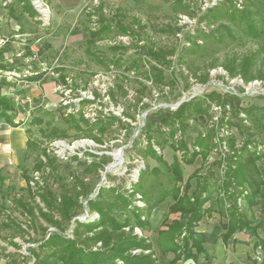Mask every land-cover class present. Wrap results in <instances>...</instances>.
Masks as SVG:
<instances>
[{
	"label": "trees",
	"instance_id": "obj_1",
	"mask_svg": "<svg viewBox=\"0 0 264 264\" xmlns=\"http://www.w3.org/2000/svg\"><path fill=\"white\" fill-rule=\"evenodd\" d=\"M4 7L9 16L17 18L16 10L25 12L37 23L36 13L28 0H3ZM236 0H225L217 5L207 8L200 17V21H205L207 25L216 24L207 31H201L204 36L212 37L217 42L223 41L222 30L228 34L231 28L230 24L239 28L243 36L255 39L262 38L257 50L248 51L240 56L235 55L231 59L221 64L226 69L229 76L239 75L244 83L253 79H262L264 81V72L260 63L264 60V0H245L243 6H236ZM261 9V10H260ZM94 21L98 27H85L86 34L85 51L101 64H112L121 66L122 59L113 57L107 59L100 52H93L94 43L113 32L112 24L104 15L102 7L98 6L97 11H88L87 18L92 20V15H96ZM115 15H120L118 11ZM227 20L230 24L219 22ZM134 22L143 28L137 18ZM218 23V24H217ZM116 30L133 34V31L122 24L119 20L115 21ZM159 31H169L172 26L163 25ZM179 29V28H177ZM173 30V29H172ZM198 36L187 32L188 46L199 48ZM183 45V48H188ZM126 46L114 45L112 51ZM141 53L148 55L155 61V64L149 66V70H144L142 76L150 79L155 87L163 85L173 86L176 83V73L171 71L166 75L162 66L168 67L170 60L166 59L165 51L154 50L145 46H138ZM50 48V44L45 42L40 49L41 52ZM173 53V50L170 51ZM139 59H131L127 65L123 66L126 71L130 69H139ZM56 71H62V68H55ZM181 77L186 81L183 87L186 90L189 87L187 83V74L180 70ZM44 72H39L28 77L29 80H39ZM198 81L205 83L208 80V71L195 76ZM63 82L65 76L59 74ZM137 91V102L141 100L145 92H149V87L140 81ZM1 86V84H0ZM120 94L125 97L126 90L121 85H117ZM110 98L116 102L117 93L110 90ZM229 98L225 94L216 91H210L202 95H194L182 101L175 109L166 108V112L159 121L161 128H153V124L146 126L145 130L140 129L136 136L132 137L134 127L127 123V135L131 138V146L140 145L139 136L145 135L147 146L142 150L145 155H151L162 161L161 154L157 153L152 147L151 141L157 146H162L169 141V145L181 152V159L185 164H192L197 156L201 158L200 166L184 180L178 167L171 169L173 182L167 186V192L163 197L151 198L152 184H144L145 172L140 170L136 180L130 181L129 187H124V179L121 182L113 184H102L97 188V184L85 180L84 177L73 175V183L69 184L66 179L57 170L58 158L48 154L42 149L39 143L34 140L32 126L38 125V130L43 138L56 139L67 137H88L101 143L93 130L101 134L107 131L109 125L120 118L112 113L107 118H98L90 122L78 108L74 112L67 113L63 120L66 127L61 128L45 121L41 116L31 115L28 120V126L24 128L26 134L25 150L21 156V162L18 164L21 176L27 184V191L31 198L38 196L43 207L32 204L29 201L17 199L24 213L30 217H37L46 225H40L42 236L37 244L28 247L32 258L31 264H158L159 257L166 252H172L173 258L169 264H174L178 260H187L193 255L207 256L203 246L205 241L204 232L197 230L199 222L204 216H210L212 213H218L224 218V232L221 238L224 243L233 241L237 243L248 244L247 241L237 239L234 235L238 232L247 233L253 237V249H259L258 262L253 259L254 264L264 263V225L257 221L256 210L264 215V204L258 209L257 205L264 198V180L261 176L264 171V104H252L249 106H240L239 97ZM87 100L82 99L81 105ZM25 102L24 104H26ZM220 107L222 114L217 118L216 123L211 124L206 131L198 132L190 143L184 138V133L189 128V120H198L199 118L211 119V106ZM22 106V107H21ZM16 105L11 102L4 94H0V119L12 127H17L24 121H15V115L23 110V105ZM143 108L148 104H142ZM77 113V115H76ZM227 113L230 116H227ZM243 114V117L240 114ZM130 117L128 113H124ZM226 125L235 127L240 140L237 146L233 136L220 134L221 128ZM73 129V134L69 129ZM218 145L225 149L222 155L217 159L208 161L212 150L217 149ZM31 154L37 155L38 159L33 168L36 171L47 172L57 183L54 190L48 182L35 181V188L30 184L33 180L24 165V162ZM92 155V154H91ZM41 156H44V160ZM99 161H81L78 155L70 156V160H76L81 165H85L86 170L93 169L98 172L108 161V156L101 154ZM260 161V166L256 161ZM212 165H217L221 172L218 178ZM91 168V169H90ZM146 168V167H145ZM155 170V167L151 169ZM157 173V172H156ZM112 178V176H107ZM195 179V188L189 192L190 180ZM184 181V189L181 191V184ZM41 183V184H40ZM97 188V189H96ZM139 195V196H137ZM173 196L174 202L169 206V213H179V217L165 222V228H160L156 232L155 246L146 234L149 231V215L152 209L162 202L166 196ZM85 202V203H83ZM142 202V204H140ZM88 215L83 219L77 216ZM36 213V214H35ZM93 213H96L91 217ZM34 220V219H33ZM72 225L70 235L63 231L67 225ZM4 228H9L15 235L24 237L28 231L22 227L14 218L7 215L5 221L1 222ZM50 227L55 228L49 230ZM261 228V232H260ZM12 245L19 248V245L13 240H9ZM190 264V263H187Z\"/></svg>",
	"mask_w": 264,
	"mask_h": 264
},
{
	"label": "rangeland",
	"instance_id": "obj_2",
	"mask_svg": "<svg viewBox=\"0 0 264 264\" xmlns=\"http://www.w3.org/2000/svg\"><path fill=\"white\" fill-rule=\"evenodd\" d=\"M221 1L225 0H81V4L66 13L63 20V28L78 30L75 38L70 40L67 35L69 32L61 34L62 30L52 29L51 26L54 24L52 18L46 31L50 34L51 40L57 41L54 42L57 43L55 46L56 53L51 60L44 64L50 70L51 74L49 75L52 76L53 84L55 83V90L43 97L29 99L27 105L22 104L24 109L15 115L14 120H25L21 126L24 129L28 126L30 116L37 115L45 121H50L52 124L64 128L66 127L63 120L64 116L78 108L90 122H94L98 118H107L112 113L120 118L121 123L118 120L113 121L107 131L102 134L93 130L101 138V143L88 137L43 138L39 133L37 124L32 126V136L42 149L58 158L57 170L69 184L73 183V175H78L97 185L99 183L113 184L124 179V187L128 188L130 181L136 180L135 170L140 167V170L145 172L144 184H152L150 191H153V194L151 198L163 197L167 192V186L173 182L172 166L178 167V171L185 179L200 162V156H197L192 164H185L181 159V152L174 150L169 145L170 140L162 148L151 141L152 147L161 154L162 161L149 154L145 155L142 153V150L147 146V139L143 135L144 131L139 136L140 145L136 148L132 147L131 138L127 135V123L134 127L132 137L136 136L140 129L145 130L149 124L154 125L152 129L161 128L159 121L166 112V108L173 110L175 109L173 108L174 105L180 99H188L191 96L202 95L210 91L225 94L229 98H234L233 96L237 95L239 105L243 107L252 104H264V81L262 79H253L244 83L239 75L229 76L226 69L221 65L235 55L240 56L248 51L257 50L263 39L243 36L238 27L225 19L218 21V23L230 24L232 35L228 34L226 30H222V42L204 36L201 32L213 27L216 28V24L207 25L205 21H200L199 17L207 8L215 6ZM236 1V6H243L245 3V0ZM98 6L102 7L106 18L114 24V29L113 32L97 40L92 46V51L100 52L107 59L119 56L123 61L121 66H114L108 62L101 64L85 51L86 34L84 28L98 27L97 22L94 21L97 12L96 15H92L91 21L88 20L86 12L97 11ZM116 11L120 15H115ZM133 18H137L144 27L138 26ZM116 20L132 30L133 34L118 32ZM166 24L172 28L169 31H159ZM187 32L198 36L200 45L198 49L188 46ZM114 45L126 46V49L119 47L112 51L110 47ZM137 45L165 51V57L171 63L168 67L162 66V69L166 75L171 71L176 73L177 80L173 86L163 85L158 88L152 85L150 79L142 76V72L149 70V66L155 64V61L148 55L141 53V49ZM183 45L188 46V48L182 49ZM172 50L173 53H170ZM131 59H139V69L126 71L123 66L127 65ZM57 67L63 70L53 71ZM260 67L264 72V60L260 63ZM180 70L188 76L189 87L186 90L183 89L186 81L181 77ZM206 70L208 71V80L201 83L195 76L203 74ZM59 74L65 76L63 82L60 80ZM139 81L147 85L150 91L145 92L141 100L137 102L136 90L140 86ZM44 83L48 87L50 86L47 79L44 80ZM117 85H121L126 90L127 95L125 97L120 94ZM1 87L5 88L6 86L3 84ZM110 90L117 93L116 102L110 98ZM20 96L24 95L20 94ZM82 99L87 101L81 105ZM10 101L16 104L15 99H10ZM143 103L148 104V107L143 108ZM19 105L21 106V104ZM125 112L130 117H126ZM210 114L212 115L211 119L199 118L195 121H188L189 128L184 133V138L189 148H191L190 143L196 134L206 131L211 124H215L222 111L220 107L213 104ZM227 116L230 114L227 113ZM240 116L243 117V114L241 113ZM0 121L2 120L0 119ZM73 132L72 128L69 129L70 134ZM220 134H225L227 137L233 136L237 146L240 145L241 138L234 126L224 125ZM262 144L264 149V143ZM224 151L225 149L218 145L217 149L212 150L210 154L220 156ZM23 152V147H18L14 151L9 149L5 142L0 141V223L5 221L8 215L28 231V235L21 237L15 235L11 229L0 225V264H31L32 258L28 247L37 244L42 236L39 226L46 225L37 217H30L24 213L17 203V199H19L43 207L37 195L33 198L30 197L26 181L18 168ZM116 153L118 158L115 156ZM75 154L80 157L81 161L84 160L87 163L99 161L98 156L101 154H105L109 158L103 167L95 172L91 168V170H86L85 165L79 164L76 160H70V156ZM210 154L209 156H211ZM65 155L68 157L64 158ZM41 157L44 160V156ZM116 158L119 164L114 165L113 163L117 161ZM37 159V155L31 154L24 162L33 178L30 184L35 188L34 182L40 180V182H48L56 190L57 183L51 175L47 174L46 171L41 174L33 168ZM256 164L260 166V161H256ZM106 167L108 169L104 173ZM153 167H155L154 171L151 170ZM260 168L262 170L261 166ZM107 176H112V178ZM261 176L264 180L263 170ZM262 190H264V186ZM85 212L77 217L81 218ZM87 215L88 213L85 216ZM94 215L96 216V213H93L91 217ZM71 227L72 225H67L63 233L71 236ZM199 228L205 232L213 228V232L217 233L224 228V223L204 217ZM54 229L53 227L49 228V230ZM146 234L154 243L155 235L151 231H147ZM242 236L246 238L245 234ZM9 240L16 242L19 248L12 245ZM249 240L252 241L253 239L250 238ZM250 253L253 258L260 261L259 249H250Z\"/></svg>",
	"mask_w": 264,
	"mask_h": 264
},
{
	"label": "crops",
	"instance_id": "obj_3",
	"mask_svg": "<svg viewBox=\"0 0 264 264\" xmlns=\"http://www.w3.org/2000/svg\"><path fill=\"white\" fill-rule=\"evenodd\" d=\"M47 1L51 8V18L52 22L54 23L52 24L51 28L57 31L62 30L61 34L69 32L67 33V35L68 37H70V40L75 38L78 30L75 28L70 30H67V27L63 28V20L65 19L66 13L74 10L81 4V0ZM4 3L5 2L3 0H0V36L6 38V42L0 47V70H13L20 73V77L18 79L16 78L14 81L7 80L5 77L0 78V84H2L1 86H3V84L4 86H6L5 88L0 86V94H4L9 100H14L16 99V97L20 96V94L27 96L28 99H36L38 97H43L48 93H52L56 87L55 83L53 84L52 76L49 75L51 74L50 70H48V67L46 70H42L40 62L45 64L46 61L52 59V56L56 53L55 46L57 43L55 44L54 42L57 41L51 40L49 38L50 34L46 32L48 26H41L34 19L29 17L27 13L20 12L17 9V18L9 16L7 13V9L3 6ZM35 40H37L39 59L38 61H29L28 56L30 54V51L27 47V43L33 42ZM45 42H48L50 44V48L45 50L44 52H41L40 49L43 47V44ZM19 52L21 53L20 55L18 54ZM27 66H31L32 72L34 73L24 76L23 72ZM53 71H56V69H53ZM39 72H44L43 76L39 80L35 81L28 79V77ZM45 79L49 81V87L46 85V83H44ZM37 103L38 101L36 102V104ZM19 104L20 103H16V105ZM17 114H19V112ZM23 123L24 122H22V124ZM22 124L17 127H12L9 124L5 123L3 120L0 121V141L5 142L6 146L9 147V149H13L14 151H16L18 147H23V149L25 150L26 134L24 129L21 128ZM217 157L218 156L211 155L209 156L208 161L211 162L212 160L217 159ZM200 164L201 158L196 167L200 166ZM194 169L191 171V173L194 171ZM210 170H213L218 178L220 177L221 172L218 169L217 165H212L210 167ZM195 184V179L192 178L190 180L189 192H191L195 188ZM183 189L184 181L181 184V191H183ZM173 202V196H166L165 199L157 206H155L150 212L149 231H151L155 236L158 229L165 228L163 223L170 222L171 220L179 217V213H169L168 211L169 206ZM263 204L264 198L261 199V201L257 205V208L259 209ZM204 217L207 219L213 218V220L217 222L221 221V223L226 222V220L220 217L218 213H212L210 216ZM204 217L201 219V221L204 219ZM256 218L258 222L264 225V215L261 214L258 210H256ZM199 225L197 226V230L204 232L205 235L203 246L207 252V256L195 254L187 260H178L174 264H254V258L250 253V249L253 250V237H249L247 233L238 232L234 235V237L240 240L247 241L248 244L237 242L235 243L233 241L224 243L221 238V233L224 232L225 228L219 230L217 233L213 232V228L210 231L205 232L204 230L199 228ZM242 234H245L246 238H243ZM250 238L253 240L250 241ZM153 245L156 252L158 253V249L155 246V241ZM173 256L174 254L172 252H166L159 257L158 264H169Z\"/></svg>",
	"mask_w": 264,
	"mask_h": 264
},
{
	"label": "built area",
	"instance_id": "obj_4",
	"mask_svg": "<svg viewBox=\"0 0 264 264\" xmlns=\"http://www.w3.org/2000/svg\"><path fill=\"white\" fill-rule=\"evenodd\" d=\"M33 7L35 13H36V18L40 22L41 26H48L50 25L51 17H52V12L50 5L47 0H28ZM24 41V40H23ZM6 42V38L0 36V47ZM27 47L30 51L29 54V61L30 60H37L39 59V53H38V46H37V40L27 43ZM19 55L21 54L20 52L18 53ZM40 66L42 70H46L47 67L44 65V63L40 62ZM32 67L27 66L24 69L23 75H30L34 72H32ZM5 77L7 80L14 81L16 78L18 79L20 77V73L15 72L13 70H8V71H1L0 70V78ZM16 103H20L21 105L24 104L25 102H28L29 99L27 96H18L16 97ZM68 156H64V158H67ZM140 171V167L135 170V176L138 175ZM139 196V195H137ZM141 204V202H140ZM87 212H85L84 216L81 218L83 219L85 217Z\"/></svg>",
	"mask_w": 264,
	"mask_h": 264
},
{
	"label": "water",
	"instance_id": "obj_5",
	"mask_svg": "<svg viewBox=\"0 0 264 264\" xmlns=\"http://www.w3.org/2000/svg\"><path fill=\"white\" fill-rule=\"evenodd\" d=\"M192 97V96H191ZM190 98V97H189ZM184 100H186L185 98H182V99H180L175 105H174V107L173 108H176L182 101H184ZM107 167L105 168V170H104V173L107 171ZM101 185V183H99L98 185H97V188L99 187ZM96 188V189H97ZM79 219H81V218H79Z\"/></svg>",
	"mask_w": 264,
	"mask_h": 264
},
{
	"label": "bare ground",
	"instance_id": "obj_6",
	"mask_svg": "<svg viewBox=\"0 0 264 264\" xmlns=\"http://www.w3.org/2000/svg\"><path fill=\"white\" fill-rule=\"evenodd\" d=\"M115 156L118 158L117 153L115 154ZM120 157H121V156H120ZM117 158H116V160H117ZM113 164H114V165L119 164V161L117 160V161H115Z\"/></svg>",
	"mask_w": 264,
	"mask_h": 264
}]
</instances>
